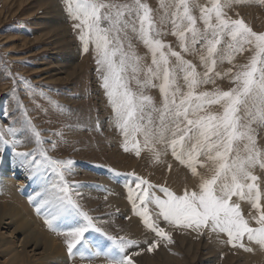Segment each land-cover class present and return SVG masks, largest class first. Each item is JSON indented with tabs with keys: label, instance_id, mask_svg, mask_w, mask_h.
<instances>
[{
	"label": "snow or ice",
	"instance_id": "6c2138e0",
	"mask_svg": "<svg viewBox=\"0 0 264 264\" xmlns=\"http://www.w3.org/2000/svg\"><path fill=\"white\" fill-rule=\"evenodd\" d=\"M241 2L208 0L202 5L199 0H158L157 21L145 0H65L66 11L77 21L74 28L79 29L83 50L87 52L91 46L95 53L97 71L102 73L101 87L112 109L114 125L124 138V151H129L131 145L137 156L147 150L158 161L156 145H164L198 180V190L185 189L181 195L161 188L164 199L140 177L132 181L137 191L128 188L129 201L144 226L167 243H171V237L152 220L149 203L170 225L194 230L208 227L226 234L233 247L246 237L264 249V191L253 173L257 167L264 170V150L256 143L257 129L264 128V32L257 33L242 19L227 16L225 9ZM169 27L180 51L160 38L169 34L162 31ZM133 38L147 49L149 64L136 52ZM198 50L203 75L184 58ZM246 51L250 53L246 63L233 71L237 67L233 64L235 57ZM224 62L233 67L224 73L215 71L217 64ZM224 77L234 86L228 90H199L204 84H214L215 78ZM20 83L32 93L30 82L21 78ZM152 88L159 91V105L146 94ZM11 96L17 99L15 82ZM17 103L23 109L18 99ZM54 106L61 114L67 111L63 106ZM214 106L219 110L212 111ZM22 116L17 123L34 137L33 152L16 150L22 142L16 138L15 127L0 128V144L11 146L19 165L26 167L30 176H43L42 168L51 170L54 178L45 177L36 208L37 212L45 209L49 230L65 238L70 256L87 254L89 264L94 258H103L106 264H132L126 250L136 242L108 234L82 210L66 180L72 174L73 162L49 157L41 134L26 112ZM198 169H205L207 174ZM234 197L256 209V227L249 226ZM137 200L142 206L139 210ZM92 233L108 243L102 244ZM156 247L153 241L147 251Z\"/></svg>",
	"mask_w": 264,
	"mask_h": 264
},
{
	"label": "rangeland",
	"instance_id": "374dc122",
	"mask_svg": "<svg viewBox=\"0 0 264 264\" xmlns=\"http://www.w3.org/2000/svg\"><path fill=\"white\" fill-rule=\"evenodd\" d=\"M145 2L159 21L158 0ZM207 2L199 0L202 5ZM225 11L232 19H242L253 31L264 32V3L261 0H243ZM195 14L198 16V12ZM76 23L66 11L65 0H0V128L17 129L16 138L21 140L22 146L16 150L33 152L36 148L31 133L17 123L23 118L22 113L26 112L27 119L41 134L48 156L73 162L72 174L67 175L66 180L74 189L73 198L82 210L108 234L136 242L135 246L126 250L132 264H208V259L213 261L211 264H264V249L249 242L246 237L233 247L228 244L226 234L213 232L208 227L194 230L170 225L158 216V209L151 203L147 205L149 215L158 227L170 235L171 243L156 237L144 226L128 198L129 186L137 191L132 182L136 177L147 180L153 186L152 192L161 199L165 198L161 188L181 195L185 189L198 190V180L164 145H156L160 154L158 161L147 150L137 156L131 145L129 151H124V138L114 125L112 109L101 87L102 73L97 71L95 53L91 46L87 52L83 50L78 39L79 29L74 28ZM162 31L169 33L160 37L164 43L180 51L176 37L170 34V27ZM132 43L136 52L144 57V63L149 64L151 60L147 49L135 38ZM199 55L198 50L195 54H185L184 58L196 65L197 71L203 75L205 69L200 64ZM249 55L247 51L237 55L233 61L237 67L233 71L246 63ZM232 67L227 62L218 63L215 71L224 73ZM21 78L30 82L31 94L20 83ZM14 82L17 99L23 104V109L11 96ZM232 86L226 77L215 78L214 84H204L199 90H228ZM146 94L151 95L159 105L158 89H149ZM54 105L63 106L67 111L61 114ZM211 110L219 109L214 106ZM57 132L62 136L56 135ZM256 143L264 150V128L257 129ZM8 147L15 154L11 146ZM198 171L207 174L205 169ZM40 172L43 173L41 186L45 185V177L54 178L50 169L45 171L42 168ZM17 173L20 174L19 171ZM253 173L258 177L261 191H264V170L257 167ZM13 174L7 179L0 178V181L10 180L16 190H28L34 176L26 178ZM6 200L0 198V202ZM233 200L237 201V198ZM237 202L249 226L256 227L253 219L256 209L247 201ZM141 207L137 200V210ZM100 237L102 244L108 243ZM153 241L157 242V247L148 252L147 248ZM244 248L252 250L245 251ZM64 253L68 264H89L87 254L85 257L78 254L70 256L66 247ZM1 257L0 264H5V259ZM91 264L106 262L103 258H96Z\"/></svg>",
	"mask_w": 264,
	"mask_h": 264
},
{
	"label": "bare ground",
	"instance_id": "6f19581e",
	"mask_svg": "<svg viewBox=\"0 0 264 264\" xmlns=\"http://www.w3.org/2000/svg\"><path fill=\"white\" fill-rule=\"evenodd\" d=\"M0 149H3L0 151V178L7 179L14 175L13 173L15 176L21 175V177L30 178L29 170L19 165L18 157L11 153L8 146L0 144ZM18 171L20 174L17 173ZM33 176L36 175L33 174ZM40 177H33V183L26 191L16 190L14 183L10 180L0 181V198L8 200V202H6L7 200L4 203L0 202V256H2L1 259H5V264H68L64 253L65 238L57 235L54 231L50 233L51 230L45 224L44 208H41L40 212L36 210L43 194V191L42 193L39 191L44 188V185L41 186L43 179L41 180ZM37 193H40L41 196H38ZM91 235L101 242L99 235L95 233ZM158 257H160L159 253ZM212 262V260H207L208 264Z\"/></svg>",
	"mask_w": 264,
	"mask_h": 264
}]
</instances>
